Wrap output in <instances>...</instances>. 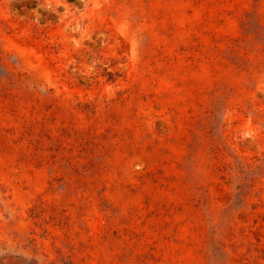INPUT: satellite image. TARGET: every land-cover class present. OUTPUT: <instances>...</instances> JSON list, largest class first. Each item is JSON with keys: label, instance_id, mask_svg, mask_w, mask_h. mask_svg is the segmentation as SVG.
I'll use <instances>...</instances> for the list:
<instances>
[{"label": "rangeland", "instance_id": "1", "mask_svg": "<svg viewBox=\"0 0 264 264\" xmlns=\"http://www.w3.org/2000/svg\"><path fill=\"white\" fill-rule=\"evenodd\" d=\"M0 264H264V0H0Z\"/></svg>", "mask_w": 264, "mask_h": 264}, {"label": "trees", "instance_id": "2", "mask_svg": "<svg viewBox=\"0 0 264 264\" xmlns=\"http://www.w3.org/2000/svg\"><path fill=\"white\" fill-rule=\"evenodd\" d=\"M69 1H70V2H73V3L76 2V0H69ZM0 62H4L3 51H2V49H1V47H0Z\"/></svg>", "mask_w": 264, "mask_h": 264}]
</instances>
